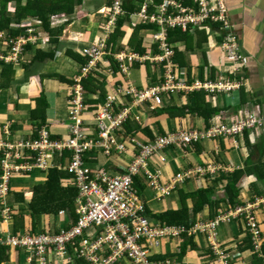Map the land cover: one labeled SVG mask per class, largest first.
<instances>
[{
	"label": "built area",
	"instance_id": "obj_1",
	"mask_svg": "<svg viewBox=\"0 0 264 264\" xmlns=\"http://www.w3.org/2000/svg\"><path fill=\"white\" fill-rule=\"evenodd\" d=\"M123 3L124 0H113L110 6L98 10L104 16L101 24L104 34L81 51L88 62L81 65L72 86L70 135L54 139L50 128L42 125L34 139L0 143V150L4 152L0 162L3 221L12 220L7 201L11 178L15 174L27 175L36 170L48 173L53 167L68 171L71 183L79 190L78 220L60 231L0 235V246L27 251L29 264H78L80 261L88 264H172L171 260L152 259L163 241L203 234L209 241L217 264H233V255L219 240L218 226L223 222L242 219L253 249L264 255V234L258 216L259 209L264 205V193L254 200L242 198L240 203L213 218L196 219L189 225H170L151 220L146 202L134 181L135 176L142 175L155 190V198L161 199L191 179L222 172L224 166L221 164L205 162L183 167L164 180L162 163L167 160L164 151L173 147L186 148L208 140L235 141L248 131L260 132L264 127V117L259 106L244 111L238 119L211 120L210 125L203 129L181 128L172 133L156 135L148 143H142L132 135L123 136L128 121L141 123L137 109L146 107L154 111L164 105L166 97L177 99L180 95L196 91H205L213 96L240 88L239 81L233 82L232 77L247 64L248 59L240 53L239 39L225 4L222 0H194L193 5H185L182 0H139L136 2L137 11L128 14ZM127 16L130 21L126 20L122 29L139 24L157 27V30H148L152 35L151 43L157 47L156 53L151 48L147 54L141 55L130 50L127 42L122 50L113 51L109 38L115 32L119 19ZM56 18L58 21H52V27L59 23V18ZM42 24L40 19L33 17L12 23V29H24L15 37L6 30H0V62L17 64L23 60L27 46H37L39 41L45 46L47 41L43 39H48L49 34L42 31ZM214 24L219 25L222 33L223 63L233 67L231 77L223 81L195 80L190 83L186 71L173 62L175 52L168 40L169 30L180 28L183 32H193ZM147 62L155 68L158 66L160 75L157 81L143 89L135 82L118 81L116 78L112 93L107 95L104 104L93 111L92 117L87 118L89 106L83 84L85 79L90 75L97 79H102L105 74L114 77L117 73L130 78L131 67L135 63ZM235 143L238 144L237 141ZM129 146L137 152L128 167L120 173L110 174L103 168L93 169L87 163L90 151L99 149L110 156L113 151L127 152ZM67 153L69 155L65 162H57V156L65 157ZM154 159L158 165L153 171L150 161Z\"/></svg>",
	"mask_w": 264,
	"mask_h": 264
},
{
	"label": "crops",
	"instance_id": "obj_2",
	"mask_svg": "<svg viewBox=\"0 0 264 264\" xmlns=\"http://www.w3.org/2000/svg\"><path fill=\"white\" fill-rule=\"evenodd\" d=\"M110 1L112 4L113 0H90V4L92 5L88 6L87 3L89 0H83L82 4H79V2L75 0L74 9L76 12H74L73 16H69L67 14H56L50 17L51 22L58 21L56 18L58 17L59 26L66 24L62 35L59 37V47L54 48L52 46L51 36L48 35V39H43L44 41H47L45 46L41 44L40 41L37 46L31 45L32 49L30 50H27V46L25 56L19 63H0V143H15L22 140L26 141L33 139L35 127L33 125L34 121L32 120V113L34 110H38L39 112L45 110L46 122L44 125H47L50 128L54 139L66 138L70 135L71 121L69 119V111L71 108L70 100L72 86L74 84V78L80 73L82 64L72 55H69V50L77 52L84 57L78 48L86 47L89 44L96 42L103 36L104 29L101 24L104 22V16L98 10L110 6L111 4H108ZM182 1L183 3L184 1L185 3L187 2L186 0ZM193 1L194 0H191V4L189 5H193ZM222 2L227 8L228 17L238 36L240 53L248 60L247 64L243 65L238 74L232 78L233 82L235 80L236 82L239 81L241 84L238 90L227 94L220 93L213 96H206L208 103H211L213 107L218 108V113L213 116L212 120L219 122L238 119L239 115L242 116L244 111H251L256 106L260 107L264 117V0H222ZM85 3L90 10L85 9ZM133 3L134 5L137 4L134 0ZM187 3L185 5H188ZM92 9L95 13H92ZM8 11L10 13L14 11V4H10ZM30 17L38 18L43 23V20L40 17L29 16L25 19ZM61 17L63 19H61ZM94 24H97L98 31L96 32H92L89 28ZM136 27L130 26L129 28H125L127 31V37L125 39L122 38L118 42L121 48L125 46L128 37H132L134 35ZM9 28L11 29V25ZM42 31H44V33L47 32L44 28V23L42 24ZM196 31H199L195 34L196 38H193L192 42L189 44H187L186 41L173 43L174 50L177 49L179 52L186 50V52H188V55H185L186 52L183 54L182 65L176 62L178 66L182 67L186 71L187 80L191 83L195 80H201L202 82L207 80L223 81L224 79L229 78L230 76L228 75H231L233 67L229 63H223L221 57V44L223 42V38L219 25H210L209 27L200 28L193 32L195 33ZM7 32L9 35L11 34L10 31ZM11 35L14 36L13 34ZM148 35L149 34L147 33H140V38L144 41V45H148V42L151 40L148 38ZM115 47L117 46L115 45ZM152 47L153 45L148 49H151ZM53 49L56 51L53 59H46L43 62H41V60H35L38 51L41 53H47L49 50ZM59 59L66 61V63L61 67L58 65ZM8 65L11 66L12 70L3 73V69ZM147 66L148 65H142L139 66L138 69L135 68V65L132 66L130 78L126 76L121 77L117 73L114 77L107 76L105 74V77L98 80L105 83L104 87L107 91V95L112 93L111 89L116 78L118 81L124 79L126 81L135 82L138 86H140V82L146 80L147 86H149L151 83L158 80L160 73L158 71V66L155 68L150 65L152 70L151 74H148L146 70ZM62 77L68 78L72 81V83L62 81ZM56 80L59 81L60 85L56 84ZM42 93L44 94L47 102V107L45 109L42 105H40ZM92 98L97 99L98 95L95 94ZM178 100L180 104L182 103L183 105H187V94L179 97ZM104 102L98 105L89 106L87 118L90 119L92 117V113L95 111L93 110L94 107L98 108V106H101ZM170 102V98H165L163 106H166ZM172 102H176L175 98L172 99ZM142 109H146L150 117L151 112L146 107L137 109V113L141 117V123L137 122V124L142 127L149 126L154 136L172 133L181 128L203 129L211 123L210 121L207 125L205 120L201 119L197 115L186 114L183 118H169L167 115H164L162 117L155 118L154 120L153 117H151L149 118V125H145L141 116ZM168 120L174 123V125L170 128L168 127ZM156 122H159L160 126H158ZM86 127L88 128L89 126ZM249 135L237 138L235 141H237L238 144L232 139H219L215 141L208 140L206 143L205 141L201 142L197 148L195 146L177 148L178 151L183 152V154L179 156L174 155L173 159H169L164 153L167 160L162 163L163 179H168L171 175L183 167L199 163H219L224 166V169H222V172L220 171V173H225L233 172L234 170L240 168L245 169L247 162H252V164L261 160L264 162V127L260 132H252V134ZM135 138L142 143L149 142V139L141 131L136 134ZM171 149L175 150L176 147ZM168 150L169 149L166 151ZM136 152L137 150H135L132 146H129V150L127 152L113 151L111 155L108 156L102 152V150L95 149L87 154L86 160L93 169L103 168L110 174H117L124 171L125 168L128 167ZM174 152L176 153L177 151ZM192 154L196 156L197 159L190 158L189 156ZM153 163L154 167L158 165L156 159L153 160ZM173 165L177 166L176 171L173 170ZM0 171L1 180L2 169H0ZM220 173L215 176L208 175L202 178L191 179L178 188L195 190L199 187H207L211 180L216 179L215 177L219 176ZM37 176H43V178L37 179ZM47 176L48 173H44L39 170L33 171L27 175L15 174L10 180V194L7 201L10 202L13 196L19 192H25L26 201H31L33 197V191L31 190H33L35 185L45 183ZM140 176L142 177V182L145 185L144 189L141 191V195L146 202L147 210L157 213L169 208H177L179 206L180 202H177V204L174 203L169 208L162 207V209L153 210L149 206V202L157 199L155 198V190L147 183L142 175ZM19 179H24L29 186L25 189L13 186L12 180H14L13 182H16ZM31 181H33V183H31ZM226 182L227 180L223 179L215 185V198L223 197L225 195L224 185ZM178 188L169 196L176 194L179 201V194L177 191ZM239 188L240 199L249 198L254 200L260 192L261 194L264 193V180H260L256 174L245 173L240 179ZM148 191L149 193L152 192L154 194L153 197L149 198V193L147 194ZM189 204L192 205L191 200L189 201ZM14 207L18 209L19 204L15 203ZM225 210V206L222 203L221 207L218 209V213ZM61 213L59 217H43L37 233L45 232L47 230L60 231L61 229L71 226L72 221L67 212H65V214ZM210 214L211 212L208 205L202 212L197 214V218L209 219L211 218ZM258 216L264 234V205L259 209ZM149 217L155 223H161L160 221L152 218L150 215ZM47 219L51 220L48 221ZM61 219L63 221H61ZM231 221L238 225L237 228L239 229V232L236 234L232 233L231 236L226 237L225 233L222 231L223 229H221V223L218 226V233L221 244L228 248L231 255H233V257H231L233 264H264V255H261L253 249L254 245L252 240H249L250 236L247 234L243 220L234 219ZM229 222H223V224H225L224 228H229V226H231ZM59 224H62V226H58ZM11 225L12 221H0V235L3 236L7 233H12ZM44 229L45 231H43ZM180 239L163 241L157 252L162 254L179 253V246L182 241V239ZM193 239L197 244V248L188 249L186 256L183 259V264H217L215 258L216 256L211 250L206 236L200 234L194 236ZM24 252L27 253L25 250L11 249L8 252L9 259L7 263L3 264H29L28 253L26 259H23ZM156 254L157 253L153 255ZM191 260L193 262H191ZM122 264L129 263L122 262Z\"/></svg>",
	"mask_w": 264,
	"mask_h": 264
},
{
	"label": "trees",
	"instance_id": "obj_3",
	"mask_svg": "<svg viewBox=\"0 0 264 264\" xmlns=\"http://www.w3.org/2000/svg\"><path fill=\"white\" fill-rule=\"evenodd\" d=\"M186 1L188 2H186L188 5L191 4V0ZM77 2H79V4H82L83 0H77ZM74 3L75 0H0V29L10 31V33L14 36H18L20 32L24 31V29H10L9 27L12 23L20 22L29 16L40 17L43 20L44 28L49 32L51 36L52 46L54 48H57L60 45L59 37L62 35L66 24L58 28L51 29L50 17L56 14H67L69 16H73L74 12H76V10L74 9ZM10 4H14V11L11 13L8 11ZM108 4H111V1ZM123 7L128 12V14L134 13L137 10V4L134 5L133 0H126ZM126 20H128L127 17L119 19L115 33L111 36V39L109 41V43H112L114 45V51H118L119 49H121L118 42L125 36V32L122 30V27ZM149 28L157 30V27L154 25H137L134 35L129 41V45L133 48V50L140 54H144L147 52V48L142 43V40L140 38V33L141 31L147 30ZM198 32L199 31H196L195 33L190 31L183 32L180 28H176L173 30H169L168 40L172 44L178 41H186L187 44H189L190 42H192L193 38H196L195 34ZM115 45L117 47H115ZM154 48L155 52H157V47L155 46ZM30 49H32L31 45L27 47V50ZM175 50L176 52L173 60L182 65L183 54L177 49ZM55 53V49L49 50L47 53H41L40 51H38L35 60H41V62H43L46 59H53L55 57ZM69 55H72L81 64H87L88 62L85 57H82L80 54H78L77 52H73L72 50H69ZM139 66V64H136L135 68L138 69ZM11 70V66L8 65L5 66L2 72L6 73ZM146 70L148 74H151L150 65L146 67ZM61 79L64 82L72 83V81L66 77H62ZM83 84L87 92V106L98 105L104 102L107 96L104 82L90 75L87 79L84 80ZM95 94L98 95L97 99L92 98V96ZM206 96L207 93L205 91H196L187 94V105L180 104V102H172L171 97V102L166 106L151 111L149 118L153 117V119L155 120V118H159L164 115H167L169 118H183L186 114H191L197 115L201 119H204L206 124H209L213 116L218 113V108L213 107L211 103H208V101L206 100ZM40 105H42L44 109L47 107L46 98L44 97L43 93L41 94ZM93 110H97V107H94ZM32 120L34 121L33 125L35 127L33 136L34 139L37 137V129L41 128L42 125H44L46 122L45 110L40 112L38 110H34L32 113ZM156 124L160 126L159 122H156ZM139 131L143 132L146 135V137L149 139L148 141L154 140L155 136L149 126L142 127L137 124V122L131 120L125 124V134H123V136L125 138L127 137V135L136 136ZM245 135L248 136L247 133H245ZM200 143H195L193 146L197 148ZM68 155L69 154L67 153L65 157L57 156V162H65ZM3 158L4 152L1 150L0 162ZM246 164L247 166L245 169L240 168L234 170L233 172L220 173L219 176L215 177L216 179L211 180L210 184L207 187H199L195 190H185L184 188H178L177 191L179 194L180 204L177 208H169L157 213L147 210V213L152 218L160 221L162 224L189 225L196 219H198L197 214L202 212L204 208L209 205L211 212L210 216L211 218H213L217 215L218 209L221 207L222 203L224 204L225 209H229L241 202L239 198V182L245 173L256 174L260 180H264V162H262V160L257 163L252 164V162H247ZM70 176L71 175L69 174V172L65 169L53 167L48 172L46 182L35 185L33 190H31L33 191V197L31 201H26L25 192H19L13 196L12 200L8 202V207L10 208V214L12 218L11 232L13 235H19L21 234V232H23V234H36L39 231L40 223L43 217H59L62 211L67 212L73 223L78 220V214L76 213V211L79 190L73 183H71ZM223 179L227 180L226 184L224 185L225 195L223 197L215 198V185L218 182H221ZM134 181L136 187L141 193L145 186L142 182V177L140 175H137L135 176ZM190 200L192 201V205L189 204ZM15 203L19 204L18 209L14 207ZM2 220V206H0V221ZM43 231H45V229ZM193 238L194 236H183L181 238L182 241L179 246V253H157L156 255L152 256V259L155 261L171 260L172 264H183V259L186 256L188 249L197 248V244L195 243ZM249 240H251V237H249ZM11 249L12 248L8 246H0V264L7 263L9 259L8 252ZM15 250L20 249L15 248ZM78 264L88 263L80 261L78 262Z\"/></svg>",
	"mask_w": 264,
	"mask_h": 264
},
{
	"label": "rangeland",
	"instance_id": "obj_4",
	"mask_svg": "<svg viewBox=\"0 0 264 264\" xmlns=\"http://www.w3.org/2000/svg\"><path fill=\"white\" fill-rule=\"evenodd\" d=\"M87 5L88 6H91L92 4H90V0H89V2L87 3ZM85 6H86V3H85ZM88 6H86V8L85 9H87V10H90L89 9V7ZM93 10V9H92ZM91 10V11H92ZM92 13H95V11L93 10L92 11ZM90 28V30L92 31V32H96V31H98V29H97V24H94L92 27H89ZM148 38L150 39V38H152V35L151 34H149L148 35ZM91 44H89L88 46H90ZM88 46H86V47H88ZM85 47H80V48H78L80 51H83V49H84ZM186 52V50H182L181 51V53L182 54H184ZM175 54V53H174ZM185 55H188V52H186L185 53ZM66 63V61L65 60H63V59H59V61H58V65L61 67V66H63L64 64ZM146 66V65H145ZM150 70H152V67L150 66ZM56 71H58V70H56ZM60 72V71H59ZM56 84H59V81H57L56 80ZM60 85V84H59ZM139 85H140V87L141 88H143V89H146L148 86H147V82H146V80H143L142 82H140L139 83ZM141 116H142V120H143V122H144V124L145 125H149V115H148V111L146 110V109H142V111H141ZM223 120V119H222ZM174 125V123L173 122H171V121H169L168 120V127L170 128V127H172ZM206 142H208V141H205V143ZM189 147H191V146H189ZM190 150V149H189ZM174 151H177L176 153L174 152ZM191 151V150H190ZM164 153L167 155V157L169 158V159H173L174 158V155H182L183 154V152H181V151H178V149L176 148L175 150H173V149H169L168 151H164ZM123 157V156H122ZM190 158H196L197 159V157L196 156H194L193 154L192 155H190L189 156ZM124 158V157H123ZM125 159V158H124ZM199 164H201V163H199ZM150 167H151V170H155V167H154V163L152 162V160L150 161ZM173 170L174 171H176L177 170V166L176 165H173ZM40 175H42V174H40ZM39 178H43V176H37V179H39ZM14 180H12V185L13 186H18L20 189H25L27 186H29V184L24 180V179H19V180H17L16 182H13ZM31 183H33V181H31ZM26 191V190H25ZM149 193V191L147 192V194ZM153 193L152 192H150L149 193V198L150 197H153ZM177 202L179 203V201H178V197L176 196V194H172L171 196H168V197H164V198H161V199H156V200H153V201H150L149 202V206L153 209V210H156V209H162V207L163 208H169V207H171V205H173L174 203H176L177 204ZM48 221H50L51 219H47ZM61 221H63L62 219H61ZM229 224H231V226H229V228H224L225 227V224H223L222 223V225H221V229H223L222 231L225 233V235H226V237H228V236H231V234L233 233V234H236L237 232H239V229L237 228L238 227V225H236L233 221H231V222H229ZM58 226H62V224H59ZM225 237V238H226ZM27 252V251H26ZM28 253V252H27ZM27 253H25L24 252V260L26 259V257H27ZM28 255H29V253H28ZM191 262H193L192 260H191ZM127 263H129V262H127ZM130 264V263H129Z\"/></svg>",
	"mask_w": 264,
	"mask_h": 264
},
{
	"label": "clouds",
	"instance_id": "obj_5",
	"mask_svg": "<svg viewBox=\"0 0 264 264\" xmlns=\"http://www.w3.org/2000/svg\"><path fill=\"white\" fill-rule=\"evenodd\" d=\"M126 0H124V2H125ZM136 2H138L139 0H135ZM123 6H124V3H123ZM137 11V10H136ZM135 11V12H136ZM127 18H128V16H127ZM128 21H130V18H128ZM21 22V21H20ZM117 24H118V22H117ZM131 25V24H130ZM132 26V25H131ZM56 27H60L59 26V23H58V25L57 26H55V27H52V25H51V29H54V28H56ZM117 27V26H116ZM116 30V29H115ZM124 32H125V36L123 37L124 39L127 37V31L125 30V27L122 29ZM148 30H151L150 28L149 29H147V30H143V31H141V33H147V34H149V32H148ZM47 33L49 34V32L47 31ZM115 33V32H114ZM113 33V34H114ZM50 35V34H49ZM130 39H131V37L129 36L128 37V39H127V47H129V49L131 50H133V48L129 45V41H130ZM151 39V38H150ZM141 40H142V38H141ZM142 43L144 44V41L142 40ZM172 44V43H171ZM153 45V47L152 48H154L156 45H154V44H152L151 43V41L150 42H148V45H145V47L148 49L150 46H152ZM124 47H126V46H124ZM123 48V47H122ZM122 48H121V50H122ZM155 49V48H154ZM120 50V49H119ZM150 50L148 49L147 50V52L146 53H144V54H141V55H145V54H147L148 52H149ZM114 52H116V51H114ZM136 52V51H135ZM174 52H175V50H174ZM138 53V52H137ZM156 53V52H155ZM140 54V53H139ZM175 55V54H174ZM174 55H173V57H174ZM173 57H172V59H173ZM173 62H174V64L175 65H177V63L175 62V60H173ZM0 63H3V62H0ZM136 64H139V63H135L134 65H136ZM133 65V66H134ZM140 66H142V65H151L152 66V64L151 63H149V62H147V63H144V64H139ZM178 66V65H177ZM229 76V75H228ZM230 77H231V75H230ZM233 78V77H232ZM140 87V86H139ZM141 88V87H140ZM183 95H180V97H182ZM166 98H171V96H169V97H166ZM175 98V97H174ZM173 97H172V99H174ZM178 98L179 97H177V99H175L176 101H178L179 102V100H178ZM182 104V103H181ZM163 107V106H162ZM158 109V108H157ZM151 112V111H150ZM261 114H262V112H261ZM263 116V115H262ZM261 130V129H260ZM252 132H256V131H248V132H246L248 135L249 134H252ZM245 135V134H244ZM243 135V136H244ZM250 136V135H249ZM216 258V257H215Z\"/></svg>",
	"mask_w": 264,
	"mask_h": 264
}]
</instances>
